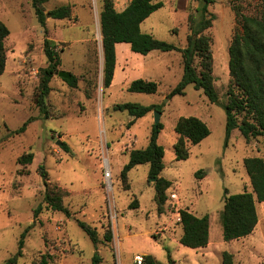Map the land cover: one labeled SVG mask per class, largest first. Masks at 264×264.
I'll return each instance as SVG.
<instances>
[{"label": "rangeland", "instance_id": "1", "mask_svg": "<svg viewBox=\"0 0 264 264\" xmlns=\"http://www.w3.org/2000/svg\"><path fill=\"white\" fill-rule=\"evenodd\" d=\"M130 1L113 0L117 10ZM157 1L164 6L142 23V30L185 47L189 16L199 17L201 0ZM62 4L73 6L72 17H49L44 28L32 0H0V20L11 30L6 41L7 67L0 74V264L18 252L22 233L32 225L18 264H36L46 252L54 255L50 264H89L96 252L102 257L99 264H134L137 254L149 255L159 264H223L226 251L233 254L234 264H264V202H257L259 223L252 234L227 241L223 233L226 193L253 191L245 159H264L263 136L246 139L237 128L227 141L224 105L230 83L229 48L237 27L232 0H215L209 5L217 17L206 33L213 38L219 104L212 103L193 84L186 87L185 95L168 96L184 74L179 51L154 50L143 55L125 42L117 49L116 80L105 88L103 0H48L45 9ZM238 5L243 13L255 15L263 0H240ZM46 37L55 41L61 56L46 99L49 118L37 105L40 69L48 64ZM59 71L74 74L77 86H71ZM139 78L158 82V91H129L130 83ZM124 102L162 106L163 128L158 140L165 150L162 176L172 181L162 209L148 164L133 168L127 182L122 179L129 152L150 144L155 125V111H151L129 127L133 117L114 109L115 104ZM183 116L202 118L211 134L197 145L188 143L190 157L177 160L179 134L175 127ZM30 118L33 120L24 132L14 133ZM26 153H33V161L21 165L18 160ZM106 160L113 172L111 191L105 178ZM41 166L51 183L67 191L64 203L72 217L46 208V178ZM200 170L204 171L202 177H197ZM174 191L178 202L171 198ZM40 204L43 209L35 219L34 210ZM182 209L198 216L209 214L210 241L206 247L191 248L180 242ZM77 219L98 230L101 242L97 248ZM108 229L111 242L105 241Z\"/></svg>", "mask_w": 264, "mask_h": 264}, {"label": "trees", "instance_id": "2", "mask_svg": "<svg viewBox=\"0 0 264 264\" xmlns=\"http://www.w3.org/2000/svg\"><path fill=\"white\" fill-rule=\"evenodd\" d=\"M47 1L32 0L38 21L44 28L49 17L58 20L72 17L73 6L71 4H62L47 11L45 9ZM214 2L215 0H201L202 5L198 9L199 17L196 18L192 14L189 16L190 33L187 36V45L180 47L142 30V23L164 6L162 1L131 0L123 10H117L113 0H103L101 33L104 49V87L109 88L113 84L117 66V44L125 42L130 44L132 51L143 55L154 50L179 51L183 58L184 74L168 96L185 95L186 87L193 84L196 89H202L212 103L219 104L220 96L215 87L213 38L206 33L217 18L209 10V5ZM232 2L236 10L237 27L229 48L230 83L228 102L224 105L227 114V141L237 128L246 139L264 137V0L262 9L255 15L243 13L238 5L240 0H232ZM45 33H47L46 29ZM10 34L9 26L0 20V74L4 73L7 67L9 48L6 41ZM44 50L48 64L40 69L37 105L40 113L45 118H49L50 111L46 99L52 90L51 82L61 65V56L58 45L48 37L44 41ZM65 80L71 86H77L78 79L74 74ZM158 89V82L143 78L133 80L128 87L129 91L144 93H156ZM114 109L126 111L133 117V120L129 122V127L151 111L163 112L162 106L156 103L145 105L138 102H124L115 104ZM32 120L33 118L27 120L14 133L24 132ZM162 128V122L154 125L150 144L145 148L132 149L129 152V160L121 171L122 179L127 182L129 172L133 168L148 164L150 180L157 178L155 181L156 201L160 209L166 202V191L172 186V181L162 176L165 168V150L158 142ZM175 130L179 134L175 143L177 160L190 157L191 147L188 143L197 145L211 134L208 124L198 116L181 117ZM64 146L68 148L65 143ZM33 158V153H26L19 158L18 162L21 165H28L32 163ZM245 166L251 177L253 191L229 195L226 193L222 218L224 238L227 241L252 234L259 223L257 202H264V159L248 157L245 159ZM41 168L43 169L42 176L46 178L44 193L46 208L72 217L70 209L64 203L67 191L51 183L47 178V171L43 166ZM203 172V170L198 171L197 177H202ZM42 209L43 204H40L34 210L35 219L38 218ZM180 214L183 227L180 242L191 248L206 247L210 241L209 214L198 216L188 209H182ZM77 222L97 248L101 242L98 230L84 220L77 219ZM33 226L24 230L19 241L18 252L5 264H18L19 258L23 255L26 233ZM105 241H112L110 229L105 234ZM53 259L54 255L46 252L42 253L35 262L36 264H50ZM101 259L102 257L96 252L89 264H99ZM145 259V264H159L149 255H146ZM223 264H234L232 253L224 252Z\"/></svg>", "mask_w": 264, "mask_h": 264}, {"label": "built area", "instance_id": "3", "mask_svg": "<svg viewBox=\"0 0 264 264\" xmlns=\"http://www.w3.org/2000/svg\"><path fill=\"white\" fill-rule=\"evenodd\" d=\"M108 161V160H106ZM109 162V161H108ZM110 166L107 167L105 165V178H106V181H107V186H108V189H110V191L113 189V172H112V168H111V163L109 162ZM171 198L173 200H175L176 202H178V193L177 192H172L171 193ZM181 220V218H180ZM145 256L143 254H137L135 257H134V264H145Z\"/></svg>", "mask_w": 264, "mask_h": 264}, {"label": "water", "instance_id": "4", "mask_svg": "<svg viewBox=\"0 0 264 264\" xmlns=\"http://www.w3.org/2000/svg\"><path fill=\"white\" fill-rule=\"evenodd\" d=\"M59 75L62 76L63 78H70L72 76V74L70 72L67 71H60ZM161 116H162V112L159 110H155V124H159L161 122ZM60 145L62 144L61 141L58 142ZM157 178H154L153 181H156Z\"/></svg>", "mask_w": 264, "mask_h": 264}, {"label": "crops", "instance_id": "5", "mask_svg": "<svg viewBox=\"0 0 264 264\" xmlns=\"http://www.w3.org/2000/svg\"><path fill=\"white\" fill-rule=\"evenodd\" d=\"M123 43H118L117 44V49H118V47L119 46H125V45H122ZM129 44V43H128ZM128 46V45H127ZM129 46H130V44H129ZM130 48H131V46H130ZM117 53H118V51H117ZM117 57H118V54H117ZM119 59V58H118ZM118 59H117V63H118ZM117 71H118V64H117V66H116V70H115V76H114V80H113V82L116 80V76H117Z\"/></svg>", "mask_w": 264, "mask_h": 264}, {"label": "bare ground", "instance_id": "6", "mask_svg": "<svg viewBox=\"0 0 264 264\" xmlns=\"http://www.w3.org/2000/svg\"><path fill=\"white\" fill-rule=\"evenodd\" d=\"M105 165H106L107 167H109V166H110V164H109V162H108V161H105Z\"/></svg>", "mask_w": 264, "mask_h": 264}]
</instances>
